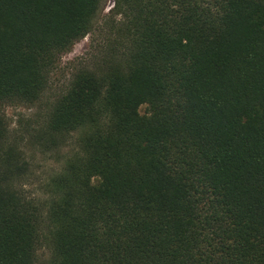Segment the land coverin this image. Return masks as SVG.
I'll list each match as a JSON object with an SVG mask.
<instances>
[{
  "label": "trees",
  "instance_id": "16d2710c",
  "mask_svg": "<svg viewBox=\"0 0 264 264\" xmlns=\"http://www.w3.org/2000/svg\"><path fill=\"white\" fill-rule=\"evenodd\" d=\"M108 1L0 0V264H264V0ZM85 38L26 131L76 135L38 202L4 108Z\"/></svg>",
  "mask_w": 264,
  "mask_h": 264
},
{
  "label": "rangeland",
  "instance_id": "374dc122",
  "mask_svg": "<svg viewBox=\"0 0 264 264\" xmlns=\"http://www.w3.org/2000/svg\"><path fill=\"white\" fill-rule=\"evenodd\" d=\"M113 0L107 3V10L113 5ZM88 38L76 43L73 48L60 58L59 66L51 75V84L46 92L43 102L33 106H7L4 108L6 120L9 124L11 138L18 139L24 157L29 164V180L25 186L26 195L30 199L42 202L46 195L44 193V184L57 173L63 166L69 153L75 149L76 135H71L65 145L45 152L41 148L34 146L26 131H33L37 127L36 120L44 116L46 104H49L53 98L61 93L67 87L72 78L74 69L78 64L87 58ZM141 114L146 112V107L139 109ZM49 259V250L42 246L37 252L35 264H47Z\"/></svg>",
  "mask_w": 264,
  "mask_h": 264
},
{
  "label": "water",
  "instance_id": "95a60500",
  "mask_svg": "<svg viewBox=\"0 0 264 264\" xmlns=\"http://www.w3.org/2000/svg\"><path fill=\"white\" fill-rule=\"evenodd\" d=\"M113 2V1H112Z\"/></svg>",
  "mask_w": 264,
  "mask_h": 264
}]
</instances>
